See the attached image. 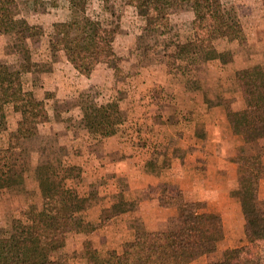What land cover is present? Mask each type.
<instances>
[{"label": "rangeland", "instance_id": "374dc122", "mask_svg": "<svg viewBox=\"0 0 264 264\" xmlns=\"http://www.w3.org/2000/svg\"><path fill=\"white\" fill-rule=\"evenodd\" d=\"M222 1L227 5H232L236 10L248 44L242 47L235 46V48L230 47V44L227 45L223 39L216 40L214 42L216 49L219 51L225 50V56L222 60L208 61L206 64L201 65L199 70H193L190 73L189 82L174 65L168 62L167 57L162 52L158 50L159 53L157 55H148V51L144 52V47L152 45L156 38L154 35H149L142 31L144 25L142 11L134 6L123 4L118 0L110 2L108 10L118 14L119 19H112V22L109 23L111 25L107 26L114 30L110 36V44L116 55L120 57V72L117 74L114 73V63L116 62L104 51L88 56L86 72L77 73L68 69V65L66 66L62 61V58L65 57L62 51L52 54L48 48L50 38H57L65 34L80 39L86 33L92 32V28L84 24L83 17H95L96 13L101 12L102 5L98 0H17L20 14L28 23L40 25L44 30V34L26 42H14L8 35L0 32V64L8 66L11 70L14 69L13 71L15 72H20L17 75L15 72L13 73L15 82H18L20 86L22 83L23 88L32 87L35 99L44 101L48 106L50 121H60L62 119L64 124H70L78 128V138H82V133H85L86 137H88L84 126V113L89 108L103 105L106 106L108 115L101 122L99 143L102 142L103 136L112 134L121 125H124V129L134 127L131 124L134 121L130 117H138L140 124L136 125L137 134L135 137L137 140L134 141L137 143L141 142L143 145L147 144L148 146V66L165 64L170 74L165 89V86L162 88L155 86L149 90L153 92L152 96H158L159 99L170 98L172 94L182 96L186 91H190L199 95L209 94L213 97L211 100L213 102L223 98L228 99L232 101L231 108L238 104L244 106L239 89L232 79L233 71L236 68L250 64H258L264 70V8L260 4V0ZM192 18L193 13L187 8L178 7L171 9L169 34L167 36L171 43L181 40L185 26L189 24ZM98 32L99 47L101 50H105L104 35L102 32ZM161 39L158 41L161 42ZM25 48L29 50V60L25 59L28 54L22 53ZM50 73H53L50 79H54L57 85L54 88L52 85H48V88L44 89L43 86H40V83L44 82V76ZM95 74L96 76H94ZM161 91L164 92L165 96L161 94ZM17 94L16 90L14 93V104L0 105V129L4 130L2 133H5L6 130L8 132V121L14 123V118H16L15 115L7 118V115L10 114L8 113L10 106L13 107L17 114L34 106L33 103L21 102ZM205 101L208 102L206 99ZM254 102L257 105H264V94L255 95ZM76 107L80 111L82 118L79 122L74 123L67 114ZM166 111L170 115L167 120L171 129L179 128L177 126L178 120L184 119L182 125L186 124L187 117L190 116L188 110H177L172 103L166 106ZM198 113L200 114V112ZM38 126L39 128L41 127L40 132L31 139L23 141L21 147L23 153L18 158V165L25 170L24 182L21 185L0 189V236L9 235L12 219L20 216L21 212L30 205L34 204L39 208L56 209L54 201L41 197L36 181L40 175L62 171L64 168L73 166L77 167V169L72 170L74 177L66 181L67 185L75 188L78 193L86 190L88 193L87 197L90 198L89 203L96 197L98 185L95 178L92 174H87V168L84 169V164H82V167L80 161L78 162L79 165L68 161L66 157H70L69 155L72 153L70 149L68 150L66 146L60 144V134L51 131L45 132L42 123ZM58 131H62V129ZM242 132H247L261 148L264 164V128L252 131L250 128L242 127L233 130L236 141L233 145L234 156L231 159L241 154L239 149L241 146H246L240 136ZM127 133L129 134V132ZM174 133L176 132L174 131ZM196 134H202V127L196 130ZM172 138L174 137L172 136ZM86 140L88 139L86 138ZM125 140L127 142L128 138ZM99 143L88 144L86 142L87 145L81 144L73 149V154L87 153L89 149L94 154L101 155ZM156 152V158L163 153L162 149ZM162 159L163 164L168 165L169 159L167 157ZM238 166L239 168L236 172L240 176L244 172V167L239 164ZM145 168L148 171V162L145 164ZM214 184L218 186L219 191H224V187L228 188L229 186L228 183L223 182V178L218 179ZM236 188L230 190L232 200L228 199V197L218 198L217 195L211 199L213 200L212 208L215 211H208L205 202L192 198L194 194L190 196L191 194L188 192L180 193L177 197L170 199L165 198L164 202L166 204H178L179 202L175 213L177 216L181 205L198 202L201 206L198 212L200 214L214 215L213 223L221 226L223 233L225 231L228 235V242L225 244L231 243L232 245L240 246L245 242V238L244 234L242 235V213L238 217V211L240 212V210L236 197ZM143 191L141 196L135 195L133 199L130 197L132 199L128 204L130 210H137L141 198L148 197V188ZM258 197L262 202L260 205L264 208V174L260 182ZM118 199L120 200L121 197ZM120 209L122 210L123 208L118 204L112 211L104 212L101 217L102 224ZM145 209L148 210V208ZM217 210L220 212H217ZM176 215L166 220V227L173 226L177 218ZM143 218V215L130 217L127 220V233L130 225H143L148 230V227L144 225ZM147 218L148 215L145 216V219ZM116 219L118 218H114V220ZM80 220H82V215L78 214L71 223L66 222L64 225V230L61 234L65 236V244L57 254L61 264H85L87 258L116 252L120 249L122 243L120 245L117 243L124 236L122 232L125 231V228L122 229V225H120L121 230L114 228V226L106 228L108 234H104L102 239L99 240L101 244L98 243L94 247L92 241L87 238L75 240L73 230H76L75 225L77 226ZM169 220L172 221L171 224ZM226 245L219 244L215 252L203 255L190 264H204L221 259ZM255 250L261 261L264 262V241L258 243Z\"/></svg>", "mask_w": 264, "mask_h": 264}, {"label": "trees", "instance_id": "16d2710c", "mask_svg": "<svg viewBox=\"0 0 264 264\" xmlns=\"http://www.w3.org/2000/svg\"><path fill=\"white\" fill-rule=\"evenodd\" d=\"M98 1L102 5L101 12L95 17H83L84 24L92 28V32L80 39L65 34L50 38L48 48L52 54L62 51L78 73L86 72L88 56L104 51L116 62L114 73L117 74L120 72V57L110 44L114 30L107 27L112 19H119L118 14L108 10V4L116 0ZM118 1L139 8L144 20L142 31L155 36L154 43L145 46L144 52L148 51V55L162 52L187 82L193 70H199L208 61L222 60L225 56V50L216 49V40L223 39L230 47L248 44L236 10L222 0ZM260 4L264 8V0H260ZM178 7L190 10L193 18L185 26L181 40L171 43L167 37L169 17L171 9ZM98 31L104 35L105 50L99 47ZM0 32L14 42H26L44 34L40 25L28 23L20 14L17 0H0ZM22 53L28 54L26 60L30 59L28 48ZM13 70L0 64V105L14 104L17 90L21 102L33 103L34 106L21 111L13 134L2 133L4 130L0 129V189L24 182L25 170L18 165V158L23 153L22 143L38 134L39 124L50 120L48 106L44 101L35 99L30 87L23 88L22 83L20 86L15 82ZM19 73L15 72L16 75ZM232 77L244 101L243 108L232 110V101L224 98L217 101L225 107L231 128L247 127L252 131L264 128V105L254 102L255 95L264 94L263 68L250 64L234 70ZM107 115V108L103 105L89 108L84 113V126L90 143L100 142L101 122ZM240 136L246 146H241V154L232 160L244 167V172L238 176L236 197L243 217L245 242L224 249L221 259L204 264H264L255 250L257 244L264 241V208L258 197L264 174L263 152L247 132H242ZM73 169L77 167L37 177L41 197L54 201L56 209L39 208L33 204L13 218L9 235L0 236V264H61L57 254L65 244V236L61 234L64 225L84 212L90 200L67 185L66 181L74 177ZM200 207L198 202L181 205L173 226L161 232L148 231L143 225H130L128 239L118 251L87 258L85 264H190L203 255L213 253L224 233L221 226L213 223L214 215L200 214Z\"/></svg>", "mask_w": 264, "mask_h": 264}, {"label": "crops", "instance_id": "0c3cea01", "mask_svg": "<svg viewBox=\"0 0 264 264\" xmlns=\"http://www.w3.org/2000/svg\"><path fill=\"white\" fill-rule=\"evenodd\" d=\"M62 59L66 66L68 65V69L75 71L65 57ZM155 65L148 66V146L135 142L137 140L135 128L140 124L138 117H130L134 121L131 123L134 127L124 129V125H121L112 134L103 136L102 142L99 143L101 155L94 154L89 149L87 153L73 154V149L79 145H87L86 142L91 143L90 140H86L88 137L85 133H82V138H78V128L64 124L62 119L42 123L45 132L60 134V144L66 146L72 153L70 157H66L68 161L76 165H79L80 161L81 166L84 164L82 167L87 168V174H92L98 185L96 197L91 200L88 208L79 214L82 215V220L77 226L75 225L76 230H73L75 240L87 238L96 247L98 243L101 244L99 240L103 235L108 234L106 228L114 226L120 229L122 225L125 231L122 232L124 235L122 240L117 243L120 245L127 240L129 235L127 220L132 216L141 215L144 217L142 220L148 227V231L166 230L169 226L166 227L165 222L175 217L179 202L178 204H166L165 198L170 199L177 197L180 193L188 192L190 196L194 194L192 198L205 202L208 211H215L212 208L213 200L211 199L216 195L218 198L231 199L230 190L237 187L238 173L236 171L239 166L231 159L234 156L233 145L236 137L228 122L225 107L211 101L213 97L209 94L199 95L190 91H186L182 96L172 94L170 98L159 99L158 96H152L153 92L149 90L155 86L158 88L165 86V89L170 77L165 64ZM51 75L53 73L45 75L44 82L40 83L44 89L48 88V85H52L53 88L57 85L54 79H50ZM161 94L164 92L161 91ZM171 103L176 106L177 110H188V114L190 112L187 123L182 125L184 119L178 120L179 128L176 127V129H171L167 120L170 115L166 111V106ZM242 108L243 106L238 104L232 107V110ZM8 111L10 114L7 118L13 115L16 118H14V123L8 121L6 134L16 131L17 122L20 119V114H17L12 106ZM67 116L74 123L82 118L77 107ZM199 127H202V134H196ZM40 128L38 126V132ZM61 129L64 135L62 131H58ZM126 138H128L127 142ZM160 148L163 153L156 158V151L161 150ZM163 157L169 159L168 165L163 164ZM147 162L148 171L145 168ZM220 178H223V182L229 185L228 188L224 187V191H219L218 186L214 184ZM145 188H148V197L141 198L137 210H130L129 202L135 198V195L141 196ZM79 194L88 195L86 190ZM119 197H121L120 200ZM118 204L123 209L116 211L102 224V214L112 211ZM239 210L238 217L241 213L240 205ZM217 212L220 211L217 210ZM146 215H148L147 219H145ZM114 218L118 219L114 220ZM227 239L228 235L224 231V237L217 243V246L226 245ZM66 243L68 244L67 239ZM227 245L225 249L237 247L231 243Z\"/></svg>", "mask_w": 264, "mask_h": 264}]
</instances>
